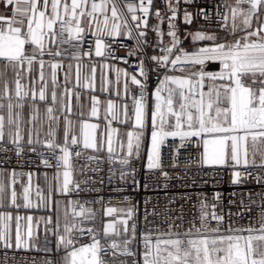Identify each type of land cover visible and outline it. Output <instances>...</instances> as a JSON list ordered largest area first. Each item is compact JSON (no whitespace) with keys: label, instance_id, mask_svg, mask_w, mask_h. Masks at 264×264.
Wrapping results in <instances>:
<instances>
[{"label":"snow or ice","instance_id":"obj_1","mask_svg":"<svg viewBox=\"0 0 264 264\" xmlns=\"http://www.w3.org/2000/svg\"><path fill=\"white\" fill-rule=\"evenodd\" d=\"M4 5L11 6L12 16L0 15V60L4 62L5 69L11 65L14 68H19L31 74L33 65H39V82L41 87L38 93L39 101H46L47 82L45 80L44 68L46 61L43 59L45 55L56 57H70L73 60L79 61L81 55H93L92 46H89L88 52H81V45L84 42V34L86 29L81 26L83 17L90 18L88 21L87 31H90L95 36L94 55L105 59H118L127 63V58L117 57L111 45L107 43L108 39L115 41V38L127 35L129 38L135 39V47L130 49L127 56H137L139 63L136 65L138 71L129 73L124 69L115 68L116 83H120V78L123 75L125 81L123 84L124 92L127 95L129 92V80L132 85L137 86L139 94L134 95L133 99V115L135 126L143 129L146 118L149 115L146 103V90L149 71L156 72L162 78L153 92L154 106L151 109L150 118L153 131L151 133V151L147 156V169H159L160 161V146L168 137H179L181 147L184 142L190 138H198L199 143L203 146L201 163L208 166H231L235 167L243 164L248 166V151L244 148L249 137L252 140L253 156L257 152H261V163L258 165L264 168V21L261 20V13L264 12V0H236L235 5H232L228 0H224L223 7L225 13L217 15L223 21V26L229 30V34L236 37L232 41L224 39L221 43H215L217 36L208 35L202 32L189 34L192 40L195 41H212L211 46L201 47L192 53L186 52L180 48L181 40L177 34V26L175 20L179 11L181 0H167V10L171 13L167 17L168 32L167 35L171 38L170 46L163 43L161 39L156 48L161 51L160 55L147 57L155 68L149 69L145 64V58L142 53L147 45L146 32L142 28L147 27L146 17L149 15V6L153 0H139V5L128 4L127 11L131 13V21L134 27L130 26L121 12L118 11L116 0H101L96 3L95 0H71L69 4L67 0H0ZM90 3V10L88 6ZM184 4H191L193 0H183ZM111 5V17L107 15ZM247 5V7H243ZM50 7V12L48 11ZM218 8L220 6H217ZM140 12L142 15H137ZM103 16L101 20L97 14ZM204 15L202 9L199 13ZM158 21L164 22V17L159 11L155 13ZM184 22L190 24L192 22V14L186 9L183 16ZM111 20V23H110ZM25 21L26 30H25ZM229 21L231 24L229 26ZM255 23V27H254ZM95 24V30H93ZM58 26V30H56ZM158 37H163L164 32L160 29L159 24L153 28ZM136 33L133 36V33ZM239 33V35H237ZM49 45H54L51 47ZM68 45L67 48L62 47ZM30 46V47H26ZM175 50V53H174ZM208 61H219L222 65L220 72H205L204 65ZM51 68V83L53 86L51 99L52 104L57 102L56 87L57 69L63 67L60 62H47ZM25 65L27 66L25 69ZM199 65L198 71L191 72L190 75H171L168 74L169 66L172 70L179 68L184 71L187 68H194ZM102 67H110L104 64ZM72 64H68L69 72ZM93 76L95 74V66L92 68ZM4 76V72L0 71V78ZM139 77V78H138ZM21 72H16L14 96L16 102L13 103V96L9 89L7 80H3V95L0 99H7V116L0 114V152H7L10 149L3 146V141L7 134L8 143L13 145L17 156L24 150V134L21 124L23 122L22 110L25 107V100L31 95L32 99V116L28 121L32 124L37 119L39 109L35 106L37 100V92L34 86L25 90L21 84ZM86 79L83 87H92L91 80ZM69 80V74H65V84ZM77 85L80 82V66L77 64L76 73ZM207 81V85L205 84ZM35 81H33L34 85ZM207 87V91L204 88ZM105 90V89H102ZM166 94V95H165ZM65 95H71V91L65 87ZM119 95V90H117ZM79 99V94H77ZM98 104L93 97V106L91 116L98 115ZM5 105L0 103V110L4 109ZM67 108L71 111L70 104L61 106V111ZM115 105L109 101L106 110V116L111 113L112 120H120V114L114 111ZM48 119L52 122H59V117L55 116L54 108L46 109ZM129 119L127 115V105H124V120ZM8 127L6 133L5 127ZM64 143L57 144L55 140V129L49 127L47 135L51 139L47 140L45 146L51 150L52 157L57 160V168H64L63 182L58 184L55 191L61 195H68L81 189L79 183H74L72 179V165L70 157L72 153L69 151V135H71L70 144L77 145L80 140L73 132V124L70 119L65 116L64 119ZM111 121H109V125ZM97 124L82 123L80 125V135L84 149H95L100 151L107 144V152L109 160L113 159L114 149L112 147V133L116 129L112 128L107 133V140L103 138L97 142L96 130ZM33 128L28 129L27 145L29 150L35 151L33 144L40 143L39 132L36 131V139H33ZM127 142V155L120 158L119 163L122 167L129 165L130 158L139 155L140 134L129 132ZM135 139V144L133 140ZM123 148V144H121ZM59 149L61 155L57 156L56 152ZM80 156V152L75 153ZM89 159H94L89 157ZM44 164L49 165V160L44 159ZM253 166H256L255 159L251 161ZM98 170V169H97ZM3 170L0 169V175ZM13 177L12 183H15L17 173H11ZM29 180H31V174ZM60 173L57 172L56 179L59 180ZM118 175L120 180H124L127 175L135 178V170L131 173H126L120 170L118 173L110 171L109 179ZM165 175H167L165 173ZM258 183L264 182V178L255 177ZM87 181H85L86 183ZM135 182V181H134ZM241 182V173L239 171L233 173V184ZM138 183V182H136ZM94 190V189H92ZM120 190V189H117ZM39 196V191L37 192ZM5 196V184L0 181V206H3ZM22 197L24 200L23 207H32V202L29 199V188L24 187ZM43 201L44 198L40 197ZM219 199V194L215 197ZM127 200L128 198L125 197ZM49 200L55 206L57 215L55 221L48 218L46 224H52L51 231L56 237V250L63 249L65 251V264H105L101 258V253L107 254L108 249L102 247L100 239L91 228L83 227V219L78 223L69 224L67 222V212L65 213L64 231L61 234L60 216H59V201L52 199V192L49 193ZM17 192L13 188L10 192V202L12 205L19 207L16 204ZM73 208V217L85 218V210L81 207L79 212L75 211L78 201H69ZM207 207L205 203L201 204L200 221L202 227L209 223V213L204 211ZM245 208L250 212L251 209ZM117 209L107 208L106 215L111 216ZM124 211V210H120ZM133 210L128 209L126 216L131 218ZM238 216H243V213H238ZM231 216V213H229ZM87 219H94V214H90ZM16 234L15 246L17 249L27 247V241L23 239L20 231V221L23 219L20 216L16 218ZM211 219L217 222L215 228H196V234L193 238L191 229L183 234L161 233L156 236L153 243L150 234L143 237L144 251L143 264H264V204L261 205L259 211V219L257 223L259 227L250 225L248 227L233 228L231 223L222 231L221 225L224 224V216L211 213ZM12 220L10 214H0V242H3L5 247H11V236L9 230V221ZM29 222L28 238L32 237L31 221L32 217H27ZM122 223L127 225V220ZM193 227L195 225L193 224ZM113 228L112 224H108L104 229L105 236ZM136 226H132V236L135 239ZM127 232V227L125 228ZM88 234L92 242L87 245L76 247L79 237ZM205 233H214L215 235H206ZM227 233V234H224ZM246 233V234H245ZM167 235L168 239H162V236ZM175 235L176 238H171ZM181 235L188 237L187 240L181 239ZM131 241L125 240V247L121 251L122 255H135L128 250L127 245ZM112 249H118L119 245L113 242ZM45 251H48L45 248ZM113 257L116 252L113 251ZM44 264H54L53 261H45ZM137 264V261H133Z\"/></svg>","mask_w":264,"mask_h":264},{"label":"built area","instance_id":"obj_2","mask_svg":"<svg viewBox=\"0 0 264 264\" xmlns=\"http://www.w3.org/2000/svg\"><path fill=\"white\" fill-rule=\"evenodd\" d=\"M228 2L235 5L236 0H228ZM116 3L118 11L128 19L130 26L134 27L127 6L128 4L138 6V0H116ZM173 3H175V0H173ZM223 3L224 0H193L191 4H184L181 0L175 20L177 34L181 40L180 48L187 51L185 41L189 36L190 28L202 33L209 31L224 33L228 41L236 38L229 34V30L223 26V21L217 15L218 11L220 14L225 13ZM243 7H247V5H243ZM185 9L192 14L190 24L184 22ZM202 9L204 15L199 14ZM157 11L164 17L163 23L157 20L155 16ZM136 14L140 15L139 12ZM170 15L171 13L167 10V0L153 1L148 25L144 30L147 45L142 53L145 64L149 69L155 68V64L147 57L161 54L160 49L156 48L157 43L162 39L164 44L170 46L171 38L167 35V17ZM158 24L164 32L162 38L158 37L156 32L153 31V28ZM230 24L231 21H229V26ZM135 34L134 32L133 36ZM94 41L95 38L86 37L82 45L87 50L91 45L93 49L92 56L96 58L94 55ZM107 43L111 45L115 56L125 57L128 62L124 63L123 60L104 58L105 60L125 68L129 73L138 71L136 65L139 63L138 57L141 53L138 52L137 56H127L129 50L135 47V39L123 35L115 38V41L108 39ZM209 62L213 61L206 63ZM174 71L179 72L178 70H172L169 66L168 74ZM160 78L162 76H159L156 72L149 71L146 98L154 92ZM138 94L139 89L137 86L131 84L132 102V97L134 95L138 96ZM45 143L33 145L34 152L29 150L27 144H23L24 150L17 156L13 145L3 142V146L10 150L0 152V169L15 171L17 173L15 176L17 183L19 181L23 182L29 177L28 174L32 175L37 170L51 173L57 170L64 171L63 167L57 168V160L52 157L51 150L45 146ZM180 145L181 140L179 137L166 138L160 146L161 167L153 170L147 169V152L143 157L132 156L129 165L122 167L119 160L127 154L121 155L113 152V159L110 161L107 150L101 153H92L81 147L69 145V151L72 153L70 157L72 179L74 183L80 184L81 189L85 190L80 191L78 194L73 192L63 195L68 204V223H78L83 219V227L95 231L102 247L108 249L107 254H100L105 264H133L134 260L137 261V264H143L144 235L150 234L154 243L156 236L161 233L171 231L174 234H183L191 229L194 238L196 228H201L203 231L204 227H217V222L211 219L212 212L224 216V224L220 226L222 231L229 223L233 228L248 227L250 225L259 227L257 221L261 205L264 204V182L258 183L255 177L264 178V168L258 166L261 163V158L255 160L256 166L251 163L248 166L241 164L235 167L231 164L227 166H208L201 163L202 148L198 138L193 137L186 140L183 147ZM76 152H80L81 155L76 156ZM56 155H61L59 149H57ZM89 157L94 159L90 160ZM46 158L49 160L50 166L44 164L43 161ZM133 169L135 170L134 180L131 175H127L124 180H120L118 175L109 179L110 171L118 173L123 170L126 173H131ZM237 171L241 173V182L233 184V173ZM85 181L87 182L85 183ZM216 194H219L218 200L215 198ZM125 197L128 199L126 200ZM70 200L78 201L75 211L79 212L82 207L85 210V218L73 217V208L68 203ZM202 202L207 205L204 211L209 213V223L203 227L200 221ZM118 206L124 208L117 209L111 216L106 215L107 208L116 209ZM245 206L250 208L251 211L249 212ZM128 209L133 210L131 218L126 216ZM229 213H231V216H229ZM238 213L244 215L241 217L237 215ZM90 214H94V219L86 218ZM123 220H127V225L122 223ZM108 224H112L113 228L105 236L104 229ZM133 224L136 226L135 239L132 236ZM193 224L195 227H193ZM126 227L127 232H125ZM205 234L215 235L214 233ZM168 238L170 237L167 235L162 236V239ZM171 238L176 237L173 235ZM180 238L188 239L183 235ZM125 240L131 241L127 248L135 255L121 254L125 247ZM91 242V237L86 233L84 236L79 237L76 247ZM113 242L119 245L118 249L111 248ZM45 248L48 251H45ZM59 251L56 250L55 237L51 233L43 237L33 250L0 247V264H44L45 261H53L54 264H57V253ZM113 251L116 252L115 257L112 255Z\"/></svg>","mask_w":264,"mask_h":264},{"label":"crops","instance_id":"obj_3","mask_svg":"<svg viewBox=\"0 0 264 264\" xmlns=\"http://www.w3.org/2000/svg\"><path fill=\"white\" fill-rule=\"evenodd\" d=\"M67 2L70 4L71 0H67ZM91 2V0H90ZM96 3H100L101 0H95ZM118 7V6H117ZM111 5H109V10L107 15L111 17V11H110ZM88 10H90V3L88 6ZM50 12V7L49 10ZM0 15L12 16V9L11 6H6L2 2H0ZM99 18L102 20L103 16L99 13L97 14ZM90 18L83 17L81 20V26L86 29V32L84 34V38L86 37H93L90 31H87L88 28V21ZM261 20L264 21V12L261 13ZM26 23L25 21V30H26ZM111 23V20H110ZM254 23V27H255ZM56 30H58L56 26ZM93 30H95V24H93ZM196 32H199L198 30L194 28L189 29V34H194ZM205 34L208 35H215L217 36V40L215 43H221L224 41V39H227V36L224 33L217 32V31H209ZM239 35V33L237 34ZM122 37V36H120ZM189 40H192V36L189 35L185 41V43ZM213 44L212 41H193V51L206 46H211ZM51 47H55L54 45H49ZM62 47L67 48L68 45H63ZM89 50L85 49L83 45H81V52H88ZM43 59L46 61V65L44 68V75L45 80L47 82V90H46V101H39L38 99V93L39 89L41 87V83L39 82V65L38 63L33 65V70L31 74H27L26 71H23L19 68H14L13 66L9 65L6 69L4 67V62L0 60V71L4 72V76L0 78V95H3V80H7L9 84V89L11 90V94L13 96V103L16 102L15 96H14V89H15V79H16V72L20 71L21 76L23 77L21 79V84L24 85L25 90L30 89L34 86L36 92H37V100L35 101L36 108L39 109L37 119L33 121L32 124H29L28 121L31 119V116L33 114L32 112V99L31 95L25 100V107L22 110V117L23 122L21 124V127L23 129L24 134V141L23 144H27L28 139V129L33 128L34 135L33 139L35 140L37 137L35 135V132H39V141L40 143H36L33 145H41L45 143L47 140L51 139L47 135L49 127L51 126L53 129H55V140L56 143L63 144L64 143V129H65V123L64 119L65 116H67L68 119L72 121L73 124V132L77 136V138L80 140V143H78L75 146L83 148L82 143V137L80 135V125L82 123H90V124H97L98 128L96 130V137L97 142L99 143L100 140L103 138L105 141L107 140V133L110 129L114 128L116 129L115 133H112V140L113 144L112 147L114 149V153L118 154H127V142H128V133H138L140 128L135 126V120L133 115V102L131 100V83L129 80V92L126 95L124 92L123 84L125 81V77L122 75L120 78V83H116V73L115 68H121L126 70L125 68L116 66L112 62H109L101 57H93L91 56H85L81 55V59L79 61L73 60L70 57H56L53 58L51 56L45 55ZM60 62L62 63L63 67L57 69V83L58 86L56 87V93H57V102L55 105L52 104L51 99V93H52V83H51V68L48 66L47 62ZM68 64H72V68L69 72ZM77 64L80 66V82L79 85H77L76 80V73H77ZM104 64L110 65V67H102ZM95 66V74L93 76L92 68ZM25 65V69H26ZM127 71V70H126ZM128 72V71H127ZM69 74V80L67 84H65V74ZM88 78L91 80L92 87H83V85L86 83V79ZM33 81H35L33 85ZM65 87H67L71 91V95H65ZM105 89V90H102ZM117 90H119V95H117ZM77 94H79V99H77ZM93 97L99 101L98 104V115L93 117L91 116V109L93 106ZM149 100H154L153 92L147 97ZM146 98V99H147ZM111 101L114 105V111H117L120 114V120H112L111 113H108L106 116V110L108 107V102ZM0 103H3L5 105V108L0 110V114L7 116V103L8 100L0 99ZM69 105L71 111H68L67 108L61 111V106ZM124 105H127V115L129 119L126 121L124 120ZM48 107L54 108V115L59 117V122H52L49 121L48 115L46 112V109ZM149 117V116H148ZM109 121H111V124L109 125ZM147 121V118H146ZM5 131L7 133L8 127L6 123ZM152 132V131H151ZM150 132V133H151ZM71 135H69V145L71 140ZM3 142H8L7 134L5 136V140ZM121 144H123V148H121ZM84 149V148H83ZM87 152L92 153H101L104 150H107V144L105 143L104 148L100 151H97L95 149H85ZM148 150V152L151 151V136H150V142L148 137V144L146 147V150L144 147L141 149L139 148V155L138 157H143L145 155V152ZM133 156H136L135 153ZM2 175H0V181H3L5 184V196L3 200V206H0V214H10L12 216V220L9 221V230H10V236H11V244L13 248H16L15 246V234H16V217L20 216L23 219L20 221V231L22 234V237L24 240L27 241V247H21L20 249L24 250H33L37 247L40 240L50 235L52 232L47 231L46 229H51L53 227L52 224H46V221L48 218H52L53 221L56 219V209L55 206L51 203V200H49V193L52 192V199L59 201V216H60V228L59 231L62 234L64 231V224H65V213L68 214V204L66 200L64 199L63 195L57 193L55 189L58 187V184H62L63 182V171L57 170L54 173L43 171V170H37L31 175V180H29V177L22 181H19L17 183L13 184V177L11 175L12 171L7 169H2ZM57 172L60 173L59 180H57L55 177L57 175ZM28 187L29 188V199L32 202V207L25 208L24 200L22 197L23 188ZM15 189L17 192V201L16 204L19 205V207H16L11 204L10 202V192L12 189ZM39 191V196L37 195V192ZM40 197H43L44 200L42 201ZM31 216V229H32V237L28 238V229H29V222L27 220V217ZM67 222H68V215H67ZM55 237V236H54ZM56 242V237H55ZM0 247H5L3 242H0ZM65 251L61 249L57 253V264H65L64 257H65Z\"/></svg>","mask_w":264,"mask_h":264},{"label":"rangeland","instance_id":"obj_4","mask_svg":"<svg viewBox=\"0 0 264 264\" xmlns=\"http://www.w3.org/2000/svg\"><path fill=\"white\" fill-rule=\"evenodd\" d=\"M185 46L188 48L186 52L188 53H192L193 52V40H189L185 43ZM200 68L199 65L195 66L194 68H187L186 70L184 71H174V72H171L169 74L171 75H183V76H187V75H190L191 72H195V71H198ZM205 71V70H204ZM205 72H208V71H205ZM205 84L207 85V81H205ZM204 91H207V87L204 88ZM166 95V94H165ZM146 103H147V107H148V112H149V117H147V121H145V126L143 129L139 130L138 133H133L134 136L136 134H140V147L139 148H143L146 150V147H147V144H148V136L150 134L151 131H153V128H152V123H151V118H150V113H151V109L153 108L154 106V103H155V100H149L148 101V98L146 99ZM134 144H135V139L133 140ZM201 148H202V144H201ZM244 148L247 149L248 151V160L251 161L253 159L257 160L259 158H261V152H257L255 156H253V146H252V140H251V137H249L248 141L245 143L244 145ZM262 151H264V149H262ZM203 153V151H202ZM124 207L123 206H118L116 209H123ZM114 219L112 218V221Z\"/></svg>","mask_w":264,"mask_h":264},{"label":"water","instance_id":"obj_5","mask_svg":"<svg viewBox=\"0 0 264 264\" xmlns=\"http://www.w3.org/2000/svg\"><path fill=\"white\" fill-rule=\"evenodd\" d=\"M138 5H139V0H138ZM152 6H153V3L151 4V6H149V13L152 9ZM140 15H142V13H140ZM146 19L148 21L149 15L146 17ZM147 25H148V23H147ZM146 28H142V30H145ZM221 68H222V65L219 62L213 61V62L207 63L206 66L204 67V70L209 71V72H218V71H221Z\"/></svg>","mask_w":264,"mask_h":264},{"label":"bare ground","instance_id":"obj_6","mask_svg":"<svg viewBox=\"0 0 264 264\" xmlns=\"http://www.w3.org/2000/svg\"><path fill=\"white\" fill-rule=\"evenodd\" d=\"M206 64H207V63H206ZM204 66H205V65H204ZM176 70L180 71L179 68H177ZM208 72H209V71H208ZM218 72H220V71H218ZM218 72H217V73H218ZM151 133H152V132H151ZM151 133H150L149 136H148V137H149V142H150V136H151ZM202 151H203V146H202ZM146 152H147V156H148V153H149L148 150H147Z\"/></svg>","mask_w":264,"mask_h":264}]
</instances>
